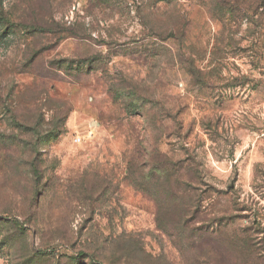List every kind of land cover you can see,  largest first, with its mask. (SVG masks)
<instances>
[{
  "label": "rangeland",
  "instance_id": "rangeland-1",
  "mask_svg": "<svg viewBox=\"0 0 264 264\" xmlns=\"http://www.w3.org/2000/svg\"><path fill=\"white\" fill-rule=\"evenodd\" d=\"M231 1L0 0V264H264V5Z\"/></svg>",
  "mask_w": 264,
  "mask_h": 264
},
{
  "label": "trees",
  "instance_id": "trees-1",
  "mask_svg": "<svg viewBox=\"0 0 264 264\" xmlns=\"http://www.w3.org/2000/svg\"><path fill=\"white\" fill-rule=\"evenodd\" d=\"M231 2L235 3L238 2V0H232ZM248 4H244V8L245 10L250 9L251 7H253L255 4H259V5H264V0H247ZM241 7V6H239Z\"/></svg>",
  "mask_w": 264,
  "mask_h": 264
}]
</instances>
